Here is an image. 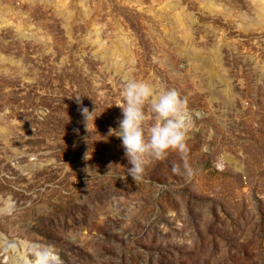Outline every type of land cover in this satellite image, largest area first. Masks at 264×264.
Listing matches in <instances>:
<instances>
[{
	"label": "rangeland",
	"instance_id": "374dc122",
	"mask_svg": "<svg viewBox=\"0 0 264 264\" xmlns=\"http://www.w3.org/2000/svg\"><path fill=\"white\" fill-rule=\"evenodd\" d=\"M263 12L0 0V206L14 203L0 264H28L36 244L64 264H264ZM126 74L176 88L194 117L186 158L169 152L138 182L109 136ZM82 108L96 112L89 130Z\"/></svg>",
	"mask_w": 264,
	"mask_h": 264
},
{
	"label": "clouds",
	"instance_id": "9594fccd",
	"mask_svg": "<svg viewBox=\"0 0 264 264\" xmlns=\"http://www.w3.org/2000/svg\"><path fill=\"white\" fill-rule=\"evenodd\" d=\"M120 96L121 103L116 106L121 109L122 118L117 121V128L109 129V136L121 140L130 165L127 175L134 182L142 180L147 168L164 160L169 152H177L186 158L194 117L187 98L179 90L158 88L126 74L120 83ZM81 111L89 130V122L94 123L96 112H89L87 108ZM174 171L178 169L174 168ZM13 211L14 203L10 198L0 206V215H10ZM29 256L28 264H64L59 252L51 245L36 244Z\"/></svg>",
	"mask_w": 264,
	"mask_h": 264
},
{
	"label": "bare ground",
	"instance_id": "6f19581e",
	"mask_svg": "<svg viewBox=\"0 0 264 264\" xmlns=\"http://www.w3.org/2000/svg\"><path fill=\"white\" fill-rule=\"evenodd\" d=\"M173 8H176V4H172V5H167L166 7H165V10H170V9H173ZM186 13V12H185ZM185 13H179L178 14V16H177V18L179 19V20H184V19H188V20H191V21H193V16L191 15V14H185ZM263 17H264V12H263V15H262ZM0 22H2V23H6L7 22V20L5 19V18H3L2 16H0ZM261 25H263L264 26V22L263 23H261ZM115 56L116 57H118L119 55H118V52H116L115 53ZM210 75L213 77V76H218V74H217V72H216V70L215 69H213V70H210ZM28 261V260H27Z\"/></svg>",
	"mask_w": 264,
	"mask_h": 264
}]
</instances>
